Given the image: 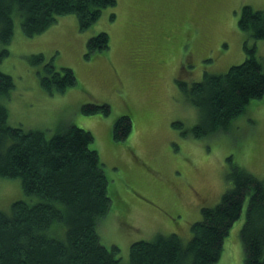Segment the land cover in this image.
Segmentation results:
<instances>
[{"label":"rangeland","instance_id":"1","mask_svg":"<svg viewBox=\"0 0 264 264\" xmlns=\"http://www.w3.org/2000/svg\"><path fill=\"white\" fill-rule=\"evenodd\" d=\"M244 4L264 9V0H117L86 30L75 14H65L32 36L13 16L9 53L0 62L14 81L1 99L8 123L43 130L47 137L69 125L93 134L90 147L98 152L111 199L97 229L103 245L118 246L120 264H129L135 240L175 232L188 241L201 207L216 205L230 186L232 164L264 178V95L252 99L226 132L181 133L200 121V112L177 79L190 84L204 70L223 73L245 59V45L255 44L264 57V39L238 27ZM99 31L108 33V48L87 57V40ZM38 53L58 69L71 68L76 84L63 93L45 90L42 64L31 61ZM102 102L110 106L107 115L81 111L82 104ZM122 114L130 116L132 129L117 141L112 128ZM17 199H27L19 178H0V209L10 212ZM246 205L247 198L213 264H244ZM53 228L63 237L61 226Z\"/></svg>","mask_w":264,"mask_h":264},{"label":"trees","instance_id":"2","mask_svg":"<svg viewBox=\"0 0 264 264\" xmlns=\"http://www.w3.org/2000/svg\"><path fill=\"white\" fill-rule=\"evenodd\" d=\"M117 0H0V62L8 55L13 36L14 14L20 16L24 34L46 30L58 15L75 14L79 29L86 30L102 11ZM114 15H111L113 18ZM238 27L253 39H264V9L244 4ZM109 36L99 31L88 38L86 56L108 48ZM255 44L245 45L246 57L219 74L204 70L203 78L177 85L200 112V121L182 129L195 137L226 132L252 99L264 95V57ZM42 87L63 93L76 84L71 68H56L38 53ZM14 88L10 74L0 70V178H19L27 199H17L10 212L0 209V264H120L119 248L100 241L97 225L111 208L108 180L98 152L90 147L93 134L69 125L47 137L40 129H24L8 123V110L1 102ZM81 111L110 113L108 103L82 104ZM181 125V124H180ZM132 129L129 115H119L112 128L114 140H124ZM230 159V158H229ZM230 186L220 201L200 209L191 224V237L184 242L171 232L152 240L130 244L129 264H213L223 242L241 214L247 198L246 217L240 230L244 264H264V178L232 164ZM63 228V237L52 233Z\"/></svg>","mask_w":264,"mask_h":264},{"label":"bare ground","instance_id":"3","mask_svg":"<svg viewBox=\"0 0 264 264\" xmlns=\"http://www.w3.org/2000/svg\"><path fill=\"white\" fill-rule=\"evenodd\" d=\"M21 21V20H20ZM14 29V28H13Z\"/></svg>","mask_w":264,"mask_h":264}]
</instances>
